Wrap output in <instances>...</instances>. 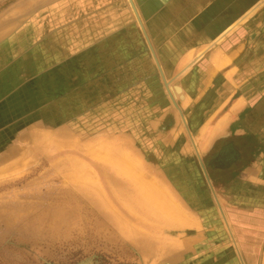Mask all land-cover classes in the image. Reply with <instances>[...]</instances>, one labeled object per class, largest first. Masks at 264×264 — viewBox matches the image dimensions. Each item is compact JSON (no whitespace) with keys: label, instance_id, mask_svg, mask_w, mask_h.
I'll list each match as a JSON object with an SVG mask.
<instances>
[{"label":"crops","instance_id":"0c3cea01","mask_svg":"<svg viewBox=\"0 0 264 264\" xmlns=\"http://www.w3.org/2000/svg\"><path fill=\"white\" fill-rule=\"evenodd\" d=\"M43 129L139 146L197 222L162 264H264V0H0V162Z\"/></svg>","mask_w":264,"mask_h":264},{"label":"rangeland","instance_id":"374dc122","mask_svg":"<svg viewBox=\"0 0 264 264\" xmlns=\"http://www.w3.org/2000/svg\"><path fill=\"white\" fill-rule=\"evenodd\" d=\"M167 184L129 139L35 130L0 162V264H162L197 226Z\"/></svg>","mask_w":264,"mask_h":264},{"label":"bare ground","instance_id":"6f19581e","mask_svg":"<svg viewBox=\"0 0 264 264\" xmlns=\"http://www.w3.org/2000/svg\"><path fill=\"white\" fill-rule=\"evenodd\" d=\"M24 32V31H23ZM126 36V35H125ZM91 37V36H90ZM92 38V37H91ZM21 39V38H20ZM132 41V40H131ZM102 43V42H101ZM110 43V42H109ZM10 44V43H9ZM14 44V43H13ZM12 46V45H11ZM6 47H8L7 45H6ZM19 47V46H18ZM111 47V46H110ZM13 48H15V47H13ZM31 51V50H30ZM9 52V51H8ZM21 52V51H20ZM29 52V51H28ZM15 55V54H14ZM135 57V56H134ZM3 60V59H2ZM41 60V59H40ZM102 60V59H101ZM137 60V59H136ZM6 61V60H5ZM9 61H11V60H9ZM3 62V61H2ZM10 63V62H9ZM8 63V64H9ZM21 64V63H20ZM15 65V64H14ZM23 65V64H22ZM6 66V65H5ZM10 68V67H9ZM38 68H39V66H38ZM11 69V68H10ZM21 69V68H20ZM34 69V68H33ZM40 69H41V67H40ZM39 69V70H40ZM31 70V69H30ZM18 72V71H17ZM92 72V71H91ZM13 73V72H12ZM37 73V72H36ZM138 73V72H137ZM14 74V73H13ZM34 74V73H33ZM93 74V73H92ZM51 75V74H50ZM18 76V75H17ZM16 76V77H17ZM43 76V75H42ZM100 78V77H99ZM65 79V78H64ZM98 79V78H97ZM141 79V78H140ZM103 80V79H102ZM258 80V79H257ZM17 82H18V80H17ZM115 83V82H114ZM61 84V83H60ZM82 85V84H81ZM83 87V86H82ZM16 88V87H15ZM118 88V87H117ZM71 91V90H70ZM75 92V91H74ZM24 93H26V91L24 92ZM76 97V96H75ZM70 110V109H69ZM75 121V120H74ZM156 148V147H155ZM107 158V157H106ZM131 163V162H130ZM126 166H130L131 167V164H129V163H127V165ZM186 181V180H185ZM188 184V183H187ZM189 190V189H188ZM201 191V190H200ZM197 194V193H196ZM184 197H186V196H184ZM198 197V196H197ZM183 198V197H182ZM205 199V198H204ZM195 203V202H194ZM201 207V206H200ZM205 207V206H204ZM202 208V207H201ZM206 208V207H205ZM200 211V210H199Z\"/></svg>","mask_w":264,"mask_h":264}]
</instances>
